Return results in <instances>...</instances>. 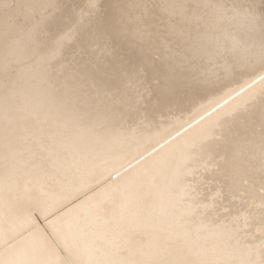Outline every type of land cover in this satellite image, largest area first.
I'll list each match as a JSON object with an SVG mask.
<instances>
[{"label": "bare ground", "instance_id": "1", "mask_svg": "<svg viewBox=\"0 0 264 264\" xmlns=\"http://www.w3.org/2000/svg\"><path fill=\"white\" fill-rule=\"evenodd\" d=\"M0 264H264V0H0Z\"/></svg>", "mask_w": 264, "mask_h": 264}]
</instances>
